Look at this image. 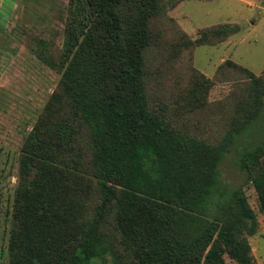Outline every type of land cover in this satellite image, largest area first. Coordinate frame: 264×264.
Masks as SVG:
<instances>
[{
	"label": "trees",
	"instance_id": "16d2710c",
	"mask_svg": "<svg viewBox=\"0 0 264 264\" xmlns=\"http://www.w3.org/2000/svg\"><path fill=\"white\" fill-rule=\"evenodd\" d=\"M173 2L69 1L57 90L20 147L10 264H90L107 252L117 264H257L248 237L259 222L244 186L264 214V136L251 132L264 118V70L218 66L238 87L216 139L152 109L151 24ZM238 30L215 24L193 42ZM230 150L244 175L231 187L220 170Z\"/></svg>",
	"mask_w": 264,
	"mask_h": 264
},
{
	"label": "rangeland",
	"instance_id": "374dc122",
	"mask_svg": "<svg viewBox=\"0 0 264 264\" xmlns=\"http://www.w3.org/2000/svg\"><path fill=\"white\" fill-rule=\"evenodd\" d=\"M69 1L0 0V264L11 261L8 240L20 147L61 76L62 45L72 15ZM165 1L175 2L153 19L152 29L158 33L147 52L150 107L198 136L216 139L230 117L228 102L238 87L237 75L218 71V66L231 59L256 74L264 70V0ZM219 23L236 24L239 30L215 43L193 42L200 30ZM254 128L251 132L264 136V118ZM77 145L85 151L83 140ZM220 170L229 187L244 180L233 150ZM244 187L259 222L257 232L248 237L251 254L257 264H264V214L258 211L253 187ZM106 220L108 231L111 220ZM90 264L117 262L107 252Z\"/></svg>",
	"mask_w": 264,
	"mask_h": 264
}]
</instances>
